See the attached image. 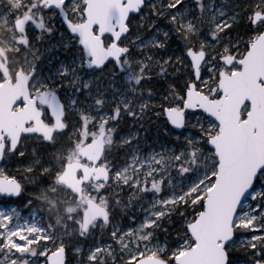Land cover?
<instances>
[{
	"label": "snow or ice",
	"instance_id": "6c2138e0",
	"mask_svg": "<svg viewBox=\"0 0 264 264\" xmlns=\"http://www.w3.org/2000/svg\"><path fill=\"white\" fill-rule=\"evenodd\" d=\"M0 196V264H264V0H0Z\"/></svg>",
	"mask_w": 264,
	"mask_h": 264
},
{
	"label": "rangeland",
	"instance_id": "374dc122",
	"mask_svg": "<svg viewBox=\"0 0 264 264\" xmlns=\"http://www.w3.org/2000/svg\"><path fill=\"white\" fill-rule=\"evenodd\" d=\"M22 199H23L22 197L20 199H17L13 197L5 198L4 196H0V205L7 206L8 204L11 203H20ZM79 243L84 244L85 241H79ZM69 258L72 259L71 255Z\"/></svg>",
	"mask_w": 264,
	"mask_h": 264
},
{
	"label": "water",
	"instance_id": "95a60500",
	"mask_svg": "<svg viewBox=\"0 0 264 264\" xmlns=\"http://www.w3.org/2000/svg\"><path fill=\"white\" fill-rule=\"evenodd\" d=\"M13 198H15V197H13Z\"/></svg>",
	"mask_w": 264,
	"mask_h": 264
}]
</instances>
